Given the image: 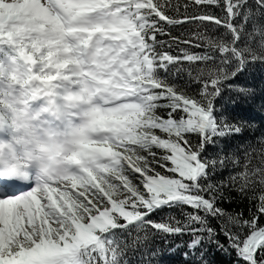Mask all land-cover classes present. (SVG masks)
I'll use <instances>...</instances> for the list:
<instances>
[{"label": "snow or ice", "instance_id": "obj_1", "mask_svg": "<svg viewBox=\"0 0 264 264\" xmlns=\"http://www.w3.org/2000/svg\"><path fill=\"white\" fill-rule=\"evenodd\" d=\"M5 3L14 11L0 10V46L29 63L60 65L70 36L99 35L126 71L120 101L95 112L105 123L93 120L99 139L82 143L75 175L0 181V264H165L181 246L156 239L184 241L195 257L184 264H215V252L264 264V138L237 146L253 95L242 85L264 72V0Z\"/></svg>", "mask_w": 264, "mask_h": 264}, {"label": "clouds", "instance_id": "obj_2", "mask_svg": "<svg viewBox=\"0 0 264 264\" xmlns=\"http://www.w3.org/2000/svg\"><path fill=\"white\" fill-rule=\"evenodd\" d=\"M7 93V94H5ZM102 100L75 108L35 106L14 86L0 92V181L64 182L80 168L82 143L99 139L93 131Z\"/></svg>", "mask_w": 264, "mask_h": 264}, {"label": "rangeland", "instance_id": "obj_3", "mask_svg": "<svg viewBox=\"0 0 264 264\" xmlns=\"http://www.w3.org/2000/svg\"><path fill=\"white\" fill-rule=\"evenodd\" d=\"M24 2L25 4H27L30 2V0H24ZM88 2L90 1L84 3ZM1 7L12 8L11 12L14 11V8L12 6H9L5 3V0H0V8ZM76 36L81 39L80 35ZM100 37L101 36L97 35L90 37V39H93L95 41L94 61L98 62L95 63V71L97 72L96 76L102 87V89L100 90L101 99H103L104 106H106L110 103L120 101L123 95L121 89V81L124 79V72L126 71V68L124 67L122 59H117L118 53L113 49V42L109 44L108 41H105L104 39L99 40ZM74 58L76 59L77 57ZM5 73L8 74V71H5ZM14 73L18 74V72ZM62 78L63 81L59 82L61 83L60 85L53 83L52 80L49 81V83L51 84H46L45 86L39 88V92L43 95V99L41 101L42 105L58 106L62 104L66 107L75 108L77 105L85 102L86 99L88 100V97L85 94L79 77L77 76L75 71L70 70L68 72V70H65ZM70 82H73L72 84H74V89L72 90ZM33 85L34 84L31 85V88L33 87ZM25 102H28L27 97H25ZM100 108L101 107H97L95 109V112ZM93 120H99L98 125L103 126V119L101 117L95 116Z\"/></svg>", "mask_w": 264, "mask_h": 264}, {"label": "trees", "instance_id": "obj_4", "mask_svg": "<svg viewBox=\"0 0 264 264\" xmlns=\"http://www.w3.org/2000/svg\"><path fill=\"white\" fill-rule=\"evenodd\" d=\"M179 2L184 3L185 0H179ZM249 2H253V0H249ZM242 86L251 88L253 90V95L244 101V103L241 105L242 111L237 115V119L239 120L240 126L242 127V132L237 134L241 137V140L237 145L240 148L241 153L243 152L244 147L248 144L258 147L259 142L262 138H264V72L254 70L248 75L247 83ZM229 95H231V99H228ZM225 97L226 108L231 109L235 107L236 103H238L235 93L229 94L226 91ZM231 170L232 164L229 163L225 169L220 170L223 175L217 178L226 179L228 172ZM225 207L228 208L229 211H240L244 209V205L234 203H226ZM165 243H169L173 247L176 245L181 246L180 248H177L175 252L165 251L161 254L160 259L165 262V264H184L186 259L193 261L195 260V257L191 255L189 257H185L183 255L184 251H188L184 241L175 240L174 242H164L160 241L159 239L155 240V244L161 247ZM213 260L215 261V264H229V258L219 252L213 253Z\"/></svg>", "mask_w": 264, "mask_h": 264}]
</instances>
